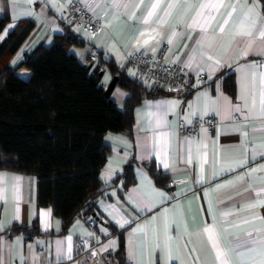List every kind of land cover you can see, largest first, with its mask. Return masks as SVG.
<instances>
[{"label":"crops","instance_id":"1","mask_svg":"<svg viewBox=\"0 0 264 264\" xmlns=\"http://www.w3.org/2000/svg\"><path fill=\"white\" fill-rule=\"evenodd\" d=\"M80 1L88 4L102 28L89 36L79 25H70L81 42H72L69 50L88 66L98 60L87 62L93 44L99 56L112 58L115 72L102 68L104 88L113 75L133 77L129 55L166 47L169 56L187 66L184 79L191 90L169 93L157 90L150 80L140 83L130 131H107L103 136L110 151L99 172L108 185L131 162L134 181L125 188L119 181L107 186L95 214L77 217L66 231H60L62 219L50 206L37 205L35 175L0 169V264H89L90 249L97 264H116L112 254L119 235L128 264H217L213 243L227 253L230 264H260L264 117L259 110L264 85L259 74L264 73V40L256 39L249 50L247 38L236 35L245 15L258 26L264 24L260 0H223L224 7L212 12L215 19L210 24L201 16L209 9L201 5L221 0H188V7L180 0L172 8L169 4L176 0ZM153 3L159 5L155 10ZM149 11L153 15L145 22ZM2 15L8 16L2 38L18 21H33L11 58L12 66L38 44L49 45L67 24L63 0H0ZM197 22L208 28L207 33ZM222 70L230 72L231 92L222 85ZM16 73L27 77L29 70L18 67ZM200 73L205 74L203 82H191ZM131 93L116 82L109 97L121 107ZM207 114L218 120L213 129L200 128L196 136L178 131L180 119L189 122L194 115ZM150 166L159 175L154 177ZM172 177L188 180L168 187L166 181ZM34 219L40 233L11 231L12 224L31 226ZM208 227L214 241L204 231ZM237 239L250 240L249 250H238Z\"/></svg>","mask_w":264,"mask_h":264},{"label":"trees","instance_id":"2","mask_svg":"<svg viewBox=\"0 0 264 264\" xmlns=\"http://www.w3.org/2000/svg\"><path fill=\"white\" fill-rule=\"evenodd\" d=\"M260 2L264 16V0ZM7 20V15L0 16V33ZM66 21L49 45L38 44L16 66L11 65V58L33 21H18L0 38V169L36 176V203L50 206L62 219L60 231H66L77 217L95 214L96 203L107 186L119 181L125 188L134 181L131 162L108 185L99 172L110 151L103 136L107 131H130L143 82L134 75L128 78L119 74L116 82L132 91L119 107L104 93L101 83L104 66L115 72L112 58L99 56L98 50L96 64L80 62L69 45L81 39L70 28L74 22ZM18 67L28 69L29 75L19 76ZM229 73L222 70V85L231 92ZM153 169L150 166L156 177L159 172ZM11 231L40 233L36 219L31 226L14 223ZM112 255L116 264H128L121 235Z\"/></svg>","mask_w":264,"mask_h":264},{"label":"built area","instance_id":"3","mask_svg":"<svg viewBox=\"0 0 264 264\" xmlns=\"http://www.w3.org/2000/svg\"><path fill=\"white\" fill-rule=\"evenodd\" d=\"M65 17L72 20L81 29L93 36L102 28L101 22L90 13L88 4L80 0H63ZM98 47L91 45L87 55V62H96L98 58ZM130 65L134 70V76L141 80H150L153 84L162 88L165 92L173 93L182 88L183 94L191 90L190 82L187 83L184 79L188 71L187 66L180 62H176L173 57L169 56L166 47L161 48L156 53L147 51H139L128 56ZM205 74L200 73L191 80L201 83L204 80ZM218 124V120L213 115H194L189 122L179 120L177 129L179 132L196 136L200 128L208 130L213 129ZM188 180L187 177H172L168 178L166 185L173 187L177 184L184 183ZM89 264H97V256L93 250L87 252Z\"/></svg>","mask_w":264,"mask_h":264},{"label":"snow or ice","instance_id":"4","mask_svg":"<svg viewBox=\"0 0 264 264\" xmlns=\"http://www.w3.org/2000/svg\"><path fill=\"white\" fill-rule=\"evenodd\" d=\"M178 3H180V0H176V3L169 4V7L170 8L176 7ZM183 4L185 7H188L189 6L188 0H183ZM158 6L159 5L157 3H153L151 4V9L155 10ZM201 7L209 9V12L207 13L206 16L204 13H201V16L205 17V23L210 24L211 20L215 19V17L212 15V12L218 10L219 8L224 7V3H223V0H221L220 3L208 4V5L202 4ZM254 8H255V4H253V9ZM250 11H252V9H250ZM152 15H153V11H149L148 16L145 17V22H147L148 17H151ZM225 23H227V20L225 21ZM197 25L201 28L203 32L207 33L208 28L205 27L204 24H199L197 22ZM189 27H191V25H189ZM220 30L221 32H223L224 30L223 27H221ZM236 35L247 38V47L249 50H251L256 39L264 40V24H261L260 26H258L256 20H253L250 15H245L240 22V29ZM244 55H247V52H245ZM208 59H212V57L208 56ZM216 63L218 64L219 61H216ZM255 76L256 74L253 73V80H255ZM259 78H260L261 84L264 85V73H260ZM241 99H243V97H241ZM260 103H261V107L259 110V116L264 117V90H262L261 92V102ZM236 111H240V109L237 107ZM261 148H264V142L261 143ZM240 163H245V161H241ZM165 167H167V165H165ZM158 195L165 196L164 193H158ZM121 227H123V224H121ZM204 231L205 233L208 234V239L210 241L215 240V234L211 227L205 228ZM248 235L251 236L252 234L249 233ZM250 244H251L250 240L237 239L236 248L238 250L243 249L244 251H248ZM213 248L215 249V258H216L217 264H230V262L227 260V253L224 250L219 249L215 243H213ZM262 257H264V253H262ZM260 264H264V258L261 259Z\"/></svg>","mask_w":264,"mask_h":264},{"label":"water","instance_id":"5","mask_svg":"<svg viewBox=\"0 0 264 264\" xmlns=\"http://www.w3.org/2000/svg\"><path fill=\"white\" fill-rule=\"evenodd\" d=\"M117 80V75H113L112 78L110 79L109 83L107 84V86L104 88V93L106 95H109V93L111 92L113 86L115 85Z\"/></svg>","mask_w":264,"mask_h":264}]
</instances>
